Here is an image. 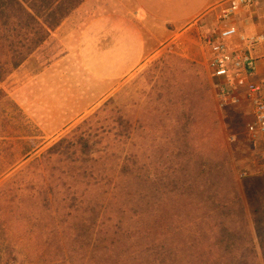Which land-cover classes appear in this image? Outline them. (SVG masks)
Listing matches in <instances>:
<instances>
[{"label":"trees","instance_id":"obj_1","mask_svg":"<svg viewBox=\"0 0 264 264\" xmlns=\"http://www.w3.org/2000/svg\"><path fill=\"white\" fill-rule=\"evenodd\" d=\"M85 1L0 0V86ZM98 117L4 185L2 199L17 205L15 220L31 232L36 254L51 256L40 264H259L227 154L199 164L193 181L161 165L155 171L166 174L151 179L115 149L128 134L97 128ZM31 153L24 149L22 157ZM166 190L170 197L162 196ZM2 253L0 264H24L15 246Z\"/></svg>","mask_w":264,"mask_h":264},{"label":"rangeland","instance_id":"obj_2","mask_svg":"<svg viewBox=\"0 0 264 264\" xmlns=\"http://www.w3.org/2000/svg\"><path fill=\"white\" fill-rule=\"evenodd\" d=\"M189 33L168 40L156 56L99 102L89 101L90 90L85 86H78L74 94L68 81L59 95L49 94L43 78L36 84L33 80L35 87L21 100L14 97L13 89L39 75L48 61L60 55L56 44L37 52L35 68L23 69L21 78L1 84L6 95L0 96V256L7 247L15 246L23 254L24 264L44 263L51 257L36 254L40 247L31 232L21 229L15 220L17 205L11 198L2 199L4 185L99 113L97 128L126 132L124 146L115 149L124 152L132 165L143 164L142 175L151 179L166 174L155 171L161 165L175 167L176 179L193 181L199 164L221 161L227 154L244 199L258 263L264 264V170L246 179L239 177L263 157L245 155V150L236 152L238 144L248 142L244 141L245 130L251 119L234 108H218L204 55L200 51L201 59L195 58L188 50V44L194 43ZM231 136L238 143L232 144ZM24 149H32L30 157H22ZM185 169L188 171L183 173ZM208 177L204 174L199 182ZM169 193L166 190L162 196L170 197Z\"/></svg>","mask_w":264,"mask_h":264},{"label":"crops","instance_id":"obj_3","mask_svg":"<svg viewBox=\"0 0 264 264\" xmlns=\"http://www.w3.org/2000/svg\"><path fill=\"white\" fill-rule=\"evenodd\" d=\"M226 1L86 0L45 45H58L60 55L48 61L39 75L30 76L22 86L13 89V95L21 100L43 78L49 94L59 95L60 88L68 81L74 94L78 86H85L90 90L89 101L99 102L156 56L171 38L190 32L189 37L194 42L191 41V45L195 47L188 44V50L195 58L201 59L199 36L203 33L213 35L226 25L237 27L248 36L264 32V0H260L253 9L241 10L229 23L223 24L219 21V6ZM230 43L233 47L239 46L236 38ZM253 54L258 63L252 80L264 85V44L258 46ZM36 55L3 84L11 78H21L23 69L35 68ZM239 95L241 104L233 108L240 116L252 120V107L244 90H240ZM245 135L244 141H247L246 130ZM245 144H238L236 152L245 150V155L264 156V143Z\"/></svg>","mask_w":264,"mask_h":264},{"label":"built area","instance_id":"obj_4","mask_svg":"<svg viewBox=\"0 0 264 264\" xmlns=\"http://www.w3.org/2000/svg\"><path fill=\"white\" fill-rule=\"evenodd\" d=\"M260 0H227L219 6V21L229 23L241 10L253 9ZM236 38L238 47L231 45ZM264 44V32L245 35L237 27L224 26L213 35L201 34L199 45L220 110H226L241 104L240 90L252 107V120L246 125L247 141L252 144L264 143V85L252 80L257 72L258 60L255 49ZM232 144L238 143L236 136H231ZM264 170L263 158L252 163L251 167L240 173V179H246Z\"/></svg>","mask_w":264,"mask_h":264}]
</instances>
